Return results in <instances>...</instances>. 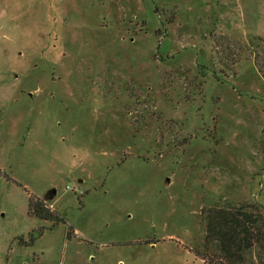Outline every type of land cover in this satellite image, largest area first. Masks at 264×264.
<instances>
[{"label":"rangeland","instance_id":"374dc122","mask_svg":"<svg viewBox=\"0 0 264 264\" xmlns=\"http://www.w3.org/2000/svg\"><path fill=\"white\" fill-rule=\"evenodd\" d=\"M227 205L264 215V0H0V264H210Z\"/></svg>","mask_w":264,"mask_h":264},{"label":"trees","instance_id":"16d2710c","mask_svg":"<svg viewBox=\"0 0 264 264\" xmlns=\"http://www.w3.org/2000/svg\"><path fill=\"white\" fill-rule=\"evenodd\" d=\"M252 207L227 205L205 210V249L199 254L202 259L210 264H264V215ZM28 213L54 223L65 219L42 197L33 194L29 196ZM20 243L30 244L23 239Z\"/></svg>","mask_w":264,"mask_h":264},{"label":"water","instance_id":"95a60500","mask_svg":"<svg viewBox=\"0 0 264 264\" xmlns=\"http://www.w3.org/2000/svg\"><path fill=\"white\" fill-rule=\"evenodd\" d=\"M56 193V190H53V194H55Z\"/></svg>","mask_w":264,"mask_h":264}]
</instances>
